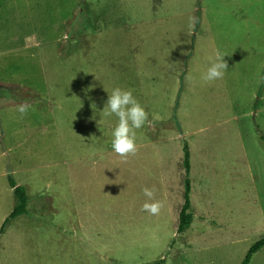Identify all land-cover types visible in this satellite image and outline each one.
<instances>
[{"label": "rangeland", "instance_id": "obj_1", "mask_svg": "<svg viewBox=\"0 0 264 264\" xmlns=\"http://www.w3.org/2000/svg\"><path fill=\"white\" fill-rule=\"evenodd\" d=\"M216 50L228 69L205 82ZM115 87L148 113L126 158L103 115ZM8 178L28 213L0 264H240L264 237V0H0V227Z\"/></svg>", "mask_w": 264, "mask_h": 264}, {"label": "clouds", "instance_id": "obj_2", "mask_svg": "<svg viewBox=\"0 0 264 264\" xmlns=\"http://www.w3.org/2000/svg\"><path fill=\"white\" fill-rule=\"evenodd\" d=\"M226 52L216 50L210 59L209 66L203 74L205 82H212L222 79L227 67L223 57ZM31 108L28 102H22L17 106V111L24 115ZM104 117H115L116 123L111 129V149L121 157L126 158L130 154H135L137 145L135 142L136 129H140L148 122V113L141 103L134 97L132 90L115 87L108 93L107 100L103 107ZM155 188H143V194L148 199L142 205L143 210L150 214H157L162 204L154 200ZM151 201V202H149Z\"/></svg>", "mask_w": 264, "mask_h": 264}, {"label": "trees", "instance_id": "obj_3", "mask_svg": "<svg viewBox=\"0 0 264 264\" xmlns=\"http://www.w3.org/2000/svg\"><path fill=\"white\" fill-rule=\"evenodd\" d=\"M190 154H189V148L188 145L185 143L183 147V169L185 173V177L183 180V202L181 205V208L178 213V223H177V229L176 232L178 234L183 233L185 230H187L192 223L193 214L190 211L191 208V202H190V179H189V172H190ZM8 184L12 188L14 199H15V205L13 206L10 213L6 216V218L3 220L0 231L3 230L5 225L12 219L22 216L24 214L28 213L27 210V203H28V197L25 193V190L22 186L17 185L12 178H8ZM264 246V237L255 241L247 250L245 253L244 258L242 259L240 264H249L251 257L255 252H257L259 249H261ZM163 260H159L154 264H163Z\"/></svg>", "mask_w": 264, "mask_h": 264}, {"label": "crops", "instance_id": "obj_4", "mask_svg": "<svg viewBox=\"0 0 264 264\" xmlns=\"http://www.w3.org/2000/svg\"><path fill=\"white\" fill-rule=\"evenodd\" d=\"M262 139V138H261ZM190 173V172H189ZM190 179V178H189ZM190 192H191V190H190Z\"/></svg>", "mask_w": 264, "mask_h": 264}]
</instances>
